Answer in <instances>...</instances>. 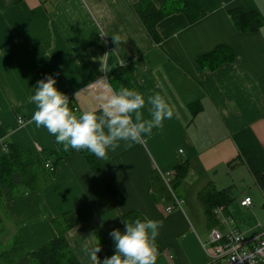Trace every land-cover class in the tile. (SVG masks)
<instances>
[{"label": "crops", "instance_id": "0c3cea01", "mask_svg": "<svg viewBox=\"0 0 264 264\" xmlns=\"http://www.w3.org/2000/svg\"><path fill=\"white\" fill-rule=\"evenodd\" d=\"M137 1L0 0V155L5 141L36 158L58 149L51 133L33 122L35 105L29 102L47 62L77 116L100 112L105 83L113 91L141 93L145 119H151L147 99L157 93L174 113L131 147L120 141L109 149L97 172L82 151L73 150L49 184L6 202L5 209L29 250L56 236L52 217L74 211L79 222L67 239L81 264H92L85 245L99 243L101 264L115 254L109 233L123 232L121 216L139 210L162 222L155 264H207L211 228L235 227L255 236L264 226V189L255 178L264 172V0H199L205 11L199 19L171 13L157 23V40L133 9ZM163 1L152 0L157 7ZM239 8L259 15L257 30L237 29L231 10ZM101 59L107 71H101ZM184 161L189 171L177 196L168 202L153 197L151 171L165 179ZM209 182L230 187L232 198L225 207L217 205L227 221L213 226L198 198ZM246 182L263 195L240 188ZM245 197L251 205L241 204Z\"/></svg>", "mask_w": 264, "mask_h": 264}, {"label": "trees", "instance_id": "16d2710c", "mask_svg": "<svg viewBox=\"0 0 264 264\" xmlns=\"http://www.w3.org/2000/svg\"><path fill=\"white\" fill-rule=\"evenodd\" d=\"M132 6L147 33L154 40L159 38L156 25L165 16L174 12H182L186 15L189 22H193L205 13L199 0H164L159 7L152 0H139L133 3ZM231 15L235 26L239 30H257L262 23L257 13L248 11L247 9H233L231 10ZM49 75L53 76V70L50 69V62H47L43 69L38 72V77L44 79ZM117 77H121L120 72L117 74ZM63 94L68 97L66 91ZM70 101L69 98V106L73 110ZM53 138L55 140L54 136ZM56 144L57 150H43L42 156L36 158L30 152L23 151L14 142H4L5 150L0 155L1 207L5 208L6 202L13 200L27 191L42 190L50 183L57 164L73 153V150L65 152L61 144L57 142ZM81 151L93 169L96 172L99 171L98 159L95 155L89 153L87 150ZM47 163H49V167H47ZM188 171L189 162L184 161L174 167L172 176L166 182L158 170H152L150 178L153 197L156 199H164L166 202L172 201L174 196H177L176 190L182 185ZM255 178L259 187L264 189V172H255ZM198 198L203 203L209 225L213 226L216 220H218L214 209L217 205H223L225 207L231 201V189L230 187L217 189L213 182H209L198 192ZM137 218L142 221L147 219L139 210H130L121 216L122 221L128 220L132 222ZM78 222L79 219L72 210L64 211L52 217L51 224L56 231V236L34 250L27 248L19 231L15 230L13 223L10 222V225H13L15 231L12 233L11 240L7 243L3 242L0 234V264H13L25 256L29 257L30 264H81L67 239V232L75 227ZM0 223L3 224L1 215ZM5 229V225H2L0 227V233L5 231Z\"/></svg>", "mask_w": 264, "mask_h": 264}, {"label": "clouds", "instance_id": "9594fccd", "mask_svg": "<svg viewBox=\"0 0 264 264\" xmlns=\"http://www.w3.org/2000/svg\"><path fill=\"white\" fill-rule=\"evenodd\" d=\"M113 40L117 44L120 37L114 36ZM101 60V71H107L105 60ZM55 85L56 79L51 75L41 79L29 102L35 105L33 122L37 127L46 128L65 152L87 150L97 159L106 160L108 150L115 151L120 147V141L129 142L126 146L131 147L174 114L166 99L157 93L147 99L151 119H145L141 110L145 108L146 101L141 93L127 87L113 91L105 83L107 94L100 112L86 110L77 116L69 107V98ZM75 95L77 97L78 93ZM122 222L125 224L123 232L114 229L109 233L115 242V254L106 257L102 264H155V241L162 222L139 218ZM85 251L92 264H101L97 256L101 251L99 243L91 248L85 245Z\"/></svg>", "mask_w": 264, "mask_h": 264}, {"label": "built area", "instance_id": "2783aa9c", "mask_svg": "<svg viewBox=\"0 0 264 264\" xmlns=\"http://www.w3.org/2000/svg\"><path fill=\"white\" fill-rule=\"evenodd\" d=\"M46 165L50 166L49 163ZM168 180L169 176L165 178L166 182ZM176 201L178 204L181 203L180 200ZM241 204L249 206L252 200L250 197H245L241 200ZM214 213L219 221H227L220 207H216ZM205 245L209 249L210 258L207 264H264V226L260 234L255 236H248L235 227L226 232L211 228Z\"/></svg>", "mask_w": 264, "mask_h": 264}, {"label": "rangeland", "instance_id": "374dc122", "mask_svg": "<svg viewBox=\"0 0 264 264\" xmlns=\"http://www.w3.org/2000/svg\"><path fill=\"white\" fill-rule=\"evenodd\" d=\"M240 188L250 192L252 195H258V193L262 196L263 192L260 191L259 187L258 186H253L251 183H245L243 186H241ZM238 195V194H237ZM0 215L2 217V220H3V224L0 223V227H2V225H5L6 229L5 231L1 232V236H2V240L3 242H9L12 238V233L15 231L13 229V225H10V215L9 213L6 211L5 208L1 207L0 206ZM17 229V227H15Z\"/></svg>", "mask_w": 264, "mask_h": 264}]
</instances>
